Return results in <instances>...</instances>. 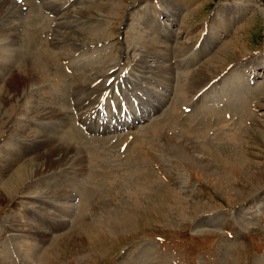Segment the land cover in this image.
Returning <instances> with one entry per match:
<instances>
[{
  "label": "rangeland",
  "instance_id": "rangeland-1",
  "mask_svg": "<svg viewBox=\"0 0 264 264\" xmlns=\"http://www.w3.org/2000/svg\"><path fill=\"white\" fill-rule=\"evenodd\" d=\"M51 1L0 17L27 54L0 67V264H264V0ZM37 55L61 57L8 81ZM216 79L226 98L189 94ZM114 86L144 121L95 132Z\"/></svg>",
  "mask_w": 264,
  "mask_h": 264
},
{
  "label": "bare ground",
  "instance_id": "bare-ground-1",
  "mask_svg": "<svg viewBox=\"0 0 264 264\" xmlns=\"http://www.w3.org/2000/svg\"><path fill=\"white\" fill-rule=\"evenodd\" d=\"M10 1L11 0H0V17L3 15V14H5V12H4V10L8 7V3H10ZM62 1H64V0H59V1H51L50 3H49V5L50 6H58V4H60V2H62ZM68 1V0H67ZM177 1V0H176ZM178 1H180V0H178ZM90 2V1H89ZM17 4H19V5H17ZM20 6V8L23 6V5H21L20 4V0L17 2L16 1V3H15V6H13L9 11H6V14H5V16H4V18L5 19H7L8 17L11 19V22H13L14 23V19L16 18L15 16L16 15H14V13L12 14V15H9L10 14V11L12 10V11H14V9L13 8H17V9H19L18 7ZM11 7V6H10ZM62 7V6H61ZM23 8V7H22ZM17 9H16V11H17ZM4 12V13H3ZM83 13H81V15H82ZM30 16V17H29ZM11 17H14V19H12ZM33 17H37V16H32V14L31 13H28V17L27 18H33ZM83 18V17H82ZM48 19V17H44L43 18V21H45V24H46V21H48L47 20ZM53 20V19H52ZM51 20V21H52ZM29 21H32L31 19H28V21L27 22H29ZM51 21H48V22H51ZM31 23V22H30ZM24 24H25V21H24ZM10 25V24H9ZM49 25H51V24H49ZM61 26V25H60ZM60 26H58V27H60ZM76 26V25H75ZM1 27V26H0ZM8 27V26H7ZM57 27V26H56ZM92 27V26H91ZM48 29H50V31H51V29H52V26H51V28H49L48 27ZM87 30V29H86ZM12 31V30H11ZM52 32V31H51ZM80 34H82V31H80L79 32ZM14 34V33H13ZM16 34V33H15ZM18 34V33H17ZM20 34V33H19ZM150 34V33H149ZM6 36V35H5ZM11 36H13V35H11ZM77 36V35H76ZM91 35L89 34V31H88V33H87V35H85V37L86 38H91L90 37ZM93 36V35H92ZM7 37H8V35H7ZM10 37V36H9ZM18 37V39L17 40H15V38H16V36H15V38L13 39V38H11V39H13L12 41H15V45L18 43V41L21 39V37L20 36H17ZM149 37V36H148ZM49 38H50V35H49ZM157 38V37H156ZM4 39H7V38H4ZM149 40V39H148ZM2 41V40H1ZM5 41V40H4ZM3 41V42H4ZM73 41V40H72ZM81 41V40H80ZM146 42V41H145ZM150 43H149V50H152V49H154L153 47L154 46H156V44H157V41L156 40H151V41H149ZM50 44H52V41L50 40ZM148 44V43H147ZM15 45H12V47H6V46H2V44L0 45V47L1 48H3L4 50H2V51H0V52H4V53H8L7 55L5 54L4 56H5V58H4V56L3 57H1L0 58V67H4V68H6L7 66L6 65H8V63H9V66L11 65V63L13 62L12 60V62L10 61V59H11V56L9 55V54H11L12 55V52H14L15 51V49H19V54L22 56V57H25V58H27V54H26V52L25 51H23L22 49H20V47L18 46V45H16V48H15ZM159 45V44H158ZM76 47V43L73 45L72 44V46H71V48H73V49H76L75 48ZM183 47L184 46H182V45H180V48H181V56H178V61H180L179 63H181V64H183V62H184V66H187L188 65V63H189V61L191 60V59H189V60H183V56H184V53H185V51H186V48L184 47V53H183ZM0 48V49H1ZM6 49H7V52H6ZM9 49V50H8ZM48 51V50H47ZM74 51H76V50H74ZM49 52V51H48ZM154 52H155V50H154ZM156 52H157V50H156ZM196 53H197V51H196ZM0 54H2L3 55V53H0ZM150 53H146L145 55H149ZM159 56H160V54L161 53H157ZM68 55V54H67ZM151 55V54H150ZM196 55H199V53H197V54H195V56ZM187 56H188V53H187ZM186 56V58L188 59L189 57H187ZM61 56H56V57H54V56H52V57H50V59H52L51 61H53L55 64H58V59L60 58ZM51 61H46V60H44L40 55H37V56H35L34 58H32V59H30L29 60V62H28V67L30 68H28L26 65H24V67L23 68H21V69H19L18 70V67L16 66V71H14V72H12V74H13V76H12V78H11V80H8L10 83H12V81L14 82V81H17V80H20V79H22L23 77H24V75H26L27 74V76H29V77H31L32 76V74H30V73H27V72H31L30 70H34V73H35V70H37L38 71V74H36V75H38L39 76V79H40V81H41V76H44V75H46L45 73L47 72L45 69L49 66V63L51 62ZM13 67V66H12ZM12 67L10 68V70L12 69ZM20 68V67H19ZM150 68V67H149ZM2 70V69H1ZM8 70V72H10V70L9 69H7ZM2 72V71H1ZM33 73V74H34ZM2 74V73H1ZM9 74V73H8ZM197 74H198V72H197ZM197 74H196V76H195V78H193L192 80H196V78L198 77L197 76ZM35 75V74H34ZM50 76H53V74H50ZM36 77V76H35ZM46 77H47V75H46ZM25 79V78H24ZM34 79V78H33ZM48 81L49 82H51L53 79H50L49 78V76H48ZM199 79V78H198ZM22 81H24V80H22ZM32 81V80H31ZM3 82V81H2ZM29 82H30V79H29ZM204 82V81H203ZM34 84V83H33ZM57 84L59 85L60 84V81H58L57 80ZM57 84H56V86H57ZM193 84V82L191 81V84L190 85H192ZM213 84H216V86L213 88V86H211V85H213ZM20 85V84H19ZM23 85V84H22ZM22 85H21V87H22ZM30 85H32V84H30ZM26 86V85H25ZM121 86V85H120ZM14 87V86H13ZM17 87V86H16ZM20 87V86H19ZM24 87V86H23ZM25 88V87H24ZM28 88V87H27ZM121 87H117V86H114L113 87V90H112V93H108V95L106 96V99L104 98V99H96V102H98L99 103V106L97 107V108H94L93 110H91L92 111V113L93 114H95V113H97V114H99L98 112H99V110L100 111H102L101 113H104V111H103V109H104V105H105V107H111V106H113V107H116L117 109H118V105H117V103H118V100H120V97L121 96H119L118 94H117V89H120ZM26 89V88H25ZM40 89H45V88H43V86L42 87H40ZM199 89V87L198 86H194V87H191L189 90H188V92H189V94H191V95H193L194 96V98H196L197 96H199L198 97V99L199 98H201V97H204V96H206L205 98H209L210 97V94H212V93H214V94H216L215 95V98H217V99H224V98H226L227 96H228V94H227V92H225L224 91V88H222L221 89V81L219 80V79H216V80H213V81H211L209 84H207L206 86H204L203 87V89L201 90V94H203V92L204 91H209V92H205V95H200V94H198L197 92L199 91L198 90ZM234 89L235 88H233L232 89V92H234ZM8 90V89H7ZM21 90V89H20ZM198 90V91H197ZM17 91V90H16ZM25 91V90H24ZM11 92V91H10ZM195 93H197V94H195ZM22 94V93H21ZM12 95V94H11ZM16 95V94H15ZM196 95V96H195ZM14 96V95H13ZM21 96V95H20ZM12 97V96H11ZM190 97V96H189ZM13 99V98H12ZM126 100H127V102L130 104V102L128 101V99L127 98H125ZM177 99H179V101L178 102H176L175 103V108H174V111H173V113H172V115L170 116V120H171V125H169L170 127H174V126H181L180 124H175V122L180 118V113H179V111H181V105H180V103H181V99H180V97L179 96H176V98L174 97L173 99H172V102H171V105H173L174 104V102L177 100ZM184 100V102L186 101H188V100H186L185 98H183ZM201 100H204V99H200V101ZM5 101V100H4ZM12 101V100H11ZM180 102V103H179ZM7 103H8V101H7ZM199 103H197V104H195L194 106H199L198 105ZM117 105V106H116ZM177 105H178V108H177ZM106 109V108H105ZM216 109L217 108H215V109H213L212 111H216ZM55 112V111H54ZM171 114V113H170ZM61 118H63V115H61ZM169 120V121H170ZM58 127V129H57V131L53 134V135H55V137H53V135L52 136H47V135H45V137H44V139L45 140H43L42 141V144L43 145H45L46 146V148H53V147H55V149L53 148V150H51L50 149V151L52 152V154L53 155H57L58 153H60V152H64L65 154V157H63V160H67V158L66 157H68L69 156V153H71V152H74V150H68V148L66 147V149H64V148H62L61 146H60V144L59 143H63V142H61V140L59 139V141H57V143L55 142V140H56V136L59 134V129H61L60 128V126H57ZM70 127H72V126H70ZM172 127V128H173ZM15 128V127H14ZM32 128H33V126H32ZM35 129H37V128H35ZM33 130V129H32ZM50 130V129H49ZM56 130V129H55ZM48 131V130H47ZM51 131V130H50ZM63 131V130H62ZM52 132V131H51ZM61 132V131H60ZM30 133V132H29ZM43 133H45V132H43V131H37V132H31L30 134L31 135H39V137L38 138H40V135L41 134H43ZM46 134V133H45ZM57 134V135H56ZM14 136V135H13ZM47 138H50V139H47ZM65 138V137H64ZM70 139V138H69ZM27 140V139H26ZM58 140V139H57ZM55 142V143H54ZM64 146V145H63ZM66 146V145H65ZM44 147V146H43ZM69 147H71V145L69 146ZM19 148V147H18ZM73 149H75V148H73ZM11 153V152H10ZM52 154L50 155V158L52 157ZM55 157H57V156H55ZM92 158V157H91ZM54 159V158H53ZM76 159H78V158H76ZM43 160H45V161H47V165H50V164H53V161L51 162V159L49 160H47L46 158H44ZM84 161V160H83ZM44 162V161H43ZM54 162H55V160H54ZM57 162H59L60 163V161H57ZM55 164V163H54ZM65 164V163H64ZM63 164V165H64ZM57 165V164H56ZM50 167V166H49ZM2 168V167H1ZM51 168V167H50ZM55 168V167H54ZM57 168V167H56ZM48 169V168H47ZM40 171V170H39ZM3 172V171H2ZM4 173V172H3ZM42 172L40 171L37 175H39V174H41ZM75 182H77V181H75ZM44 183V182H43ZM63 188V187H62ZM53 190V189H52ZM65 193V192H64ZM69 193V192H68ZM141 194V193H140ZM0 203H3L2 202V200H0ZM23 219V218H22ZM28 219V218H27ZM42 233V232H41ZM31 246V245H30ZM24 247V246H23ZM32 249V248H31ZM27 252V254H28V256H29V251L27 250L26 251ZM21 254V253H20ZM23 255V254H22ZM7 256V255H6ZM23 256H25V255H23ZM26 257V256H25ZM31 257V256H30ZM0 258H1V256H0ZM30 260V259H29ZM34 262V261H33ZM14 264H15V262H14Z\"/></svg>",
  "mask_w": 264,
  "mask_h": 264
}]
</instances>
